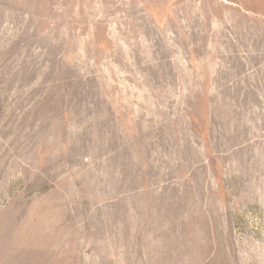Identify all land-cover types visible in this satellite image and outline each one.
I'll return each instance as SVG.
<instances>
[{"label":"rangeland","instance_id":"374dc122","mask_svg":"<svg viewBox=\"0 0 264 264\" xmlns=\"http://www.w3.org/2000/svg\"><path fill=\"white\" fill-rule=\"evenodd\" d=\"M0 264H264V0H0Z\"/></svg>","mask_w":264,"mask_h":264}]
</instances>
